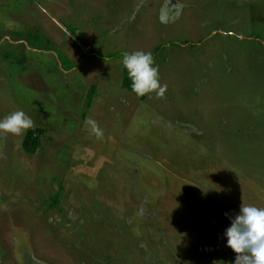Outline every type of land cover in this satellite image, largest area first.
Segmentation results:
<instances>
[{"label": "rangeland", "instance_id": "1", "mask_svg": "<svg viewBox=\"0 0 264 264\" xmlns=\"http://www.w3.org/2000/svg\"><path fill=\"white\" fill-rule=\"evenodd\" d=\"M135 51L163 97L124 87ZM16 111L0 264H234L225 213L264 207V0H0Z\"/></svg>", "mask_w": 264, "mask_h": 264}, {"label": "clouds", "instance_id": "2", "mask_svg": "<svg viewBox=\"0 0 264 264\" xmlns=\"http://www.w3.org/2000/svg\"><path fill=\"white\" fill-rule=\"evenodd\" d=\"M131 81V90L137 96L155 92L163 97L167 86L161 85L159 67L150 52H125L122 59ZM34 127L33 120L23 111H16L0 120V135H23ZM231 226L224 233L227 246L237 256L234 264H264V207L241 205L234 216L225 213Z\"/></svg>", "mask_w": 264, "mask_h": 264}, {"label": "trees", "instance_id": "3", "mask_svg": "<svg viewBox=\"0 0 264 264\" xmlns=\"http://www.w3.org/2000/svg\"><path fill=\"white\" fill-rule=\"evenodd\" d=\"M114 57H117V55H113V56H111V58H114ZM124 87H125L126 89L132 91V90H131V81H130L129 78H128V73H127V70H126V69H125V77H124ZM25 148H26L27 150L30 149V147H29V145H28L27 142H25Z\"/></svg>", "mask_w": 264, "mask_h": 264}]
</instances>
